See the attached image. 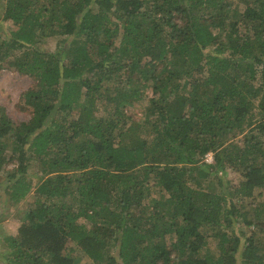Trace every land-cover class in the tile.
<instances>
[{"label":"trees","instance_id":"obj_1","mask_svg":"<svg viewBox=\"0 0 264 264\" xmlns=\"http://www.w3.org/2000/svg\"><path fill=\"white\" fill-rule=\"evenodd\" d=\"M239 3L0 0L19 24L0 32V72L34 79L28 119L0 104V171L14 164V204L39 179L5 264H75L69 240L93 264H264L238 231L264 233V0Z\"/></svg>","mask_w":264,"mask_h":264},{"label":"rangeland","instance_id":"obj_2","mask_svg":"<svg viewBox=\"0 0 264 264\" xmlns=\"http://www.w3.org/2000/svg\"><path fill=\"white\" fill-rule=\"evenodd\" d=\"M233 5L242 6L239 0H232ZM2 11V9H1ZM19 27L18 23L11 20H4L0 18V32L1 34L6 33L9 35L13 29ZM63 44L62 41L54 37H48L41 42V47L48 50H57L61 48ZM34 79L27 73L21 72L15 68L8 67L7 65L0 72V104L6 109V112L14 120H26L30 117V111L21 108V94L24 90L28 89L33 85ZM147 98L142 99L141 102H135L133 105L128 106V112L133 114L134 117L139 118L143 116V108L146 103ZM103 111H100L102 113ZM206 155V158L213 157L212 152ZM206 159V160H207ZM207 160V161H208ZM213 161V159L211 160ZM210 162V160H209ZM14 164L10 163L4 170L0 171V187L2 189V197L0 198V264H5L6 261L2 258V253L5 249L4 235L16 233L18 226L21 222L24 212L26 211L28 204L31 203L36 197L35 185L39 182L37 175H34V170L31 171L30 176L33 177L34 187L33 190L28 194L27 198L21 202L14 204L10 201L9 194L6 190L8 183L9 172L13 169ZM226 176L232 180V182L237 181V175L234 171L228 170ZM257 198L264 199V187L258 188L256 190ZM255 200L253 198H242L239 205H243L249 212L254 211L253 207ZM215 229L212 227H204V231L208 234L213 232ZM239 234L242 237L253 233L255 235V241L260 245L262 249L264 246V233L260 230L258 226L253 224L247 226H241L238 228ZM175 236H169V240L174 239ZM244 239V238H243ZM209 244L211 249H215L217 239L214 236H209ZM73 257H75V264H93L92 259L86 255L79 246H77L73 241L69 240L66 249Z\"/></svg>","mask_w":264,"mask_h":264},{"label":"built area","instance_id":"obj_3","mask_svg":"<svg viewBox=\"0 0 264 264\" xmlns=\"http://www.w3.org/2000/svg\"><path fill=\"white\" fill-rule=\"evenodd\" d=\"M208 154H209V153H208ZM208 154H207V156H209ZM206 159H207V158H206ZM212 159H213V157H212V155H211V157L209 158V160L211 161ZM207 160H208V159H207ZM209 160H208V161H209Z\"/></svg>","mask_w":264,"mask_h":264}]
</instances>
